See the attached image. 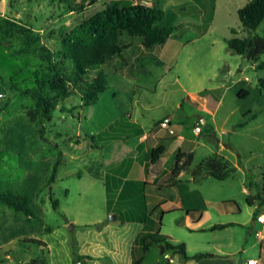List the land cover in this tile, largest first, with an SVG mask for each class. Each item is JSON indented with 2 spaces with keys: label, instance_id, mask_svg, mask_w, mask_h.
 <instances>
[{
  "label": "rangeland",
  "instance_id": "obj_1",
  "mask_svg": "<svg viewBox=\"0 0 264 264\" xmlns=\"http://www.w3.org/2000/svg\"><path fill=\"white\" fill-rule=\"evenodd\" d=\"M111 1L0 0V27L7 18L39 35L53 50L55 42ZM159 1L165 25L176 27V36L159 51L123 36L124 52L100 68L110 88L88 108H79L77 95L59 101L51 122L42 121L37 102L27 95L44 63L22 54L26 45L18 28L9 37L0 30V181L29 195L40 212L36 222L1 211L0 264H135L141 259L142 264H180L178 255L162 254L161 247L144 252L138 238L146 233L185 243L189 256L202 253L204 259L264 264V240L256 236L264 233L257 222L264 215V54L252 64L227 47L232 30L240 38L264 36V22L251 34L243 31L238 10L251 0ZM204 25L208 31L197 37ZM137 108L140 119H152L143 120L152 130L151 142L162 137L166 144L186 140L182 148L193 154V163L180 175V183L189 187L180 198L186 209L200 207L198 196L206 201L198 228L186 224L184 211L157 207L176 193L159 187L171 178L163 173L174 165L171 152L151 175H160L157 186L145 187L134 181L144 176L141 164L150 155L131 161L132 142L99 140L112 123L130 118ZM195 128H200L198 135ZM206 159L233 168L232 175L224 181L204 176L197 182L192 171ZM127 168L132 169L129 176ZM219 224L232 226L211 230Z\"/></svg>",
  "mask_w": 264,
  "mask_h": 264
},
{
  "label": "trees",
  "instance_id": "obj_2",
  "mask_svg": "<svg viewBox=\"0 0 264 264\" xmlns=\"http://www.w3.org/2000/svg\"><path fill=\"white\" fill-rule=\"evenodd\" d=\"M238 17L244 32L248 34L255 32L264 22V0L249 1L238 10ZM165 19L166 13L161 8L159 0H153L150 6L139 2L122 3L114 0L107 3L101 12L83 20L60 41L55 42L53 50L41 43L39 35L23 26H17L7 18L3 19L0 30L4 37H9L13 28H18L24 33L26 45L22 54L34 55L44 63L40 67L41 71L35 87L28 90L27 95L37 102L42 121L51 122L59 101L77 95L81 100L79 108H88L95 105L100 96L110 88L106 75L100 68L124 52L126 45L121 42L123 36L139 39L148 51H159L164 47L177 32L176 27L165 25ZM208 28L209 25H204L202 31L198 32V36H203ZM231 34L232 36L227 40L229 51L244 57L252 64L257 63L264 54V36L240 38L236 30H232ZM244 94L247 95V92ZM238 97L240 100L243 99L240 95ZM68 111L71 112V110ZM246 115L248 112L244 117ZM133 128L140 131L139 125L134 124ZM119 132L120 124L116 123L109 126L107 131L100 134L98 138L101 141H113L133 135V133H126L120 136ZM166 151V144L153 148L150 152L151 164L158 163ZM192 163L193 154L179 148L175 154V166L171 177L176 179L182 172H187L191 169ZM59 165L60 162L57 160L52 167L51 182L55 181ZM233 171V168L221 166L215 160L206 159L192 171V177L197 182L203 180L204 176L224 181L232 175ZM225 203L236 205L235 202ZM247 204L253 207L249 199ZM55 207L56 204H54ZM4 209L36 222L40 220V212L33 199L6 180L0 181V213ZM204 209L205 205L201 204L197 209H188L187 215L192 217L194 223H197ZM231 226L232 224H219L214 225L211 230L223 231ZM138 239L143 244L144 252H148L152 246L164 247L166 252L178 255L181 263L191 260L200 261L205 258V254L202 253L193 257L188 256L185 243H172L166 235L146 233ZM147 240L150 241L149 245L144 244ZM135 264H142V260L136 261Z\"/></svg>",
  "mask_w": 264,
  "mask_h": 264
},
{
  "label": "crops",
  "instance_id": "obj_3",
  "mask_svg": "<svg viewBox=\"0 0 264 264\" xmlns=\"http://www.w3.org/2000/svg\"><path fill=\"white\" fill-rule=\"evenodd\" d=\"M191 3L192 1L188 0L186 1V3ZM209 29V28H208ZM197 37H200L197 35ZM191 42V40H188L187 43ZM163 62H164V67L166 66V61H165V58L164 55L161 57ZM135 79V78H134ZM140 110L137 109H132V112L130 114V118L129 117H126V119L123 121L122 119H119L117 120L116 122L112 123L111 125L113 124H116V123H119L120 124V132H119V135L121 136L122 134H126V133H133L132 136L130 137H127V138H123L121 140H113V141H126V142H132L130 145V149L133 151V157H129V160H143L145 159V156L146 155H150V152L153 148H156L158 147L159 145L161 144H166V143H163L162 140L164 139L163 137L162 138H158L156 139L157 141L155 142H151L148 138L149 136V133L152 131L151 129H146V125L144 124L143 120L144 121H150L151 123V118L150 117H141V119L139 118V113ZM143 111V110H142ZM146 111V110H144ZM150 119V120H148ZM166 123L168 124V126L170 128H172V125H173V122H171L170 119H168L166 121ZM136 124V125H139L140 126V131L136 128H133V125ZM110 125V126H111ZM130 125V126H129ZM128 126V128L126 127ZM126 128V129H125ZM136 137V138H131V137ZM181 139V140H180ZM186 142L185 139H183V137H179L178 140H175L173 141L172 143L170 144H166L167 145V152H171V156L174 157V160H175V154H176V151L179 149V148H182L183 147V143ZM172 147V149H171ZM183 149V148H182ZM184 150V149H183ZM165 153V154H166ZM165 154L160 158L159 162L156 163V164H151L150 160L148 161H144L142 164H141V169H143L144 171V176L141 178V179H138L134 182H136L138 185H143L144 183V186H157L155 182H158L159 178H160V175L159 174H156V176H151L153 175L154 173V169L156 166H158L162 160L164 159V156ZM126 159H124L121 164H123L125 162ZM111 164H114V163H111ZM135 163H133V166H134ZM140 164V163H139ZM175 166V161H174V165H171L170 166V170L167 171V170H164L163 173L166 174L168 177L170 176L171 177V174H172V171H173V168ZM127 168L126 171H124V173L127 174V176H129L130 172L132 169H129ZM182 173H185V172H182ZM182 173L180 175H182ZM125 174V176H126ZM180 175L176 178V179H173L172 177L170 178L169 181H167V185L165 186H159L160 189L162 188H171V189H174L176 191V193H174V197H172V200L171 201H161L158 205L160 207H163V210L165 212H171L173 210H180V211H184L185 212V217H186V224L187 225H191L192 227H197L198 228V225L200 224L201 222V219H202V216L203 214L206 212L207 210V205H206V201L204 200L203 197L201 196H198V199L200 201L199 205L201 206V204L205 205V209L202 211V214L200 216V219L197 223H194L192 217L188 216L187 215V210L185 207H184V202L183 200L180 198V193L182 192V190H186L188 188H185L180 182ZM125 177V179H127L128 177ZM147 177H149L150 179L147 180ZM171 186V187H170ZM199 195H201L199 193ZM254 224L253 226L256 225V222L253 221ZM228 229V228H227ZM195 230V229H193ZM260 232H263V231H260ZM169 238V237H168ZM261 241H263L264 239H260ZM174 243V242H172ZM176 244V243H175ZM153 247V246H152ZM151 247V249H152ZM187 247V246H186ZM151 249L149 250V252L151 251ZM263 247H261V251ZM113 254H115V252H113ZM189 256V255H188ZM195 256V255H194ZM190 257H193V256H190ZM142 260V259H141ZM160 261L162 259H159ZM163 260H167V262H169L168 258H163ZM249 260H253V259H249ZM248 260V261H249ZM174 261V260H173ZM178 262V258L176 260ZM193 260L187 262V263H181V262H178L180 264H190ZM195 262V261H193ZM161 262L157 263V264H160ZM195 264H236L235 262L229 260V259H204L200 262H195Z\"/></svg>",
  "mask_w": 264,
  "mask_h": 264
},
{
  "label": "built area",
  "instance_id": "obj_4",
  "mask_svg": "<svg viewBox=\"0 0 264 264\" xmlns=\"http://www.w3.org/2000/svg\"><path fill=\"white\" fill-rule=\"evenodd\" d=\"M145 5V4H144ZM2 94L0 93V99L2 98ZM194 133L196 135H198L200 133V128H195L194 129ZM257 222L260 223V224H263L264 225V215H260L258 216L257 218ZM256 236L259 238V239H264V233L263 232H257L256 233ZM247 264H258V260H249L247 262Z\"/></svg>",
  "mask_w": 264,
  "mask_h": 264
},
{
  "label": "water",
  "instance_id": "obj_5",
  "mask_svg": "<svg viewBox=\"0 0 264 264\" xmlns=\"http://www.w3.org/2000/svg\"><path fill=\"white\" fill-rule=\"evenodd\" d=\"M253 224H254V222H253ZM69 228L70 229L73 228V225H70ZM164 252H165L164 247H161V253L164 254ZM77 264H87V261L86 260H82V261L78 262Z\"/></svg>",
  "mask_w": 264,
  "mask_h": 264
}]
</instances>
